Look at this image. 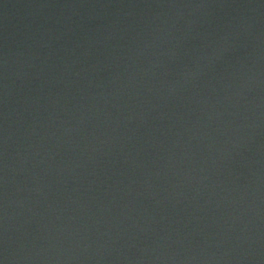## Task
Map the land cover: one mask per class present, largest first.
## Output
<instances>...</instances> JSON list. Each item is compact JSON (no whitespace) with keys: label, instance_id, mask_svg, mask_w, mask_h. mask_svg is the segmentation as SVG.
I'll list each match as a JSON object with an SVG mask.
<instances>
[{"label":"water","instance_id":"95a60500","mask_svg":"<svg viewBox=\"0 0 264 264\" xmlns=\"http://www.w3.org/2000/svg\"><path fill=\"white\" fill-rule=\"evenodd\" d=\"M0 264H264V0H0Z\"/></svg>","mask_w":264,"mask_h":264}]
</instances>
